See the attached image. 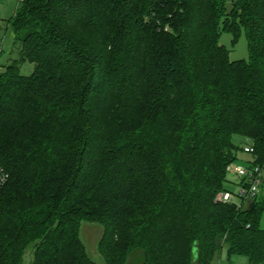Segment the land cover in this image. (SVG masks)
<instances>
[{
    "label": "trees",
    "instance_id": "trees-1",
    "mask_svg": "<svg viewBox=\"0 0 264 264\" xmlns=\"http://www.w3.org/2000/svg\"><path fill=\"white\" fill-rule=\"evenodd\" d=\"M10 22L0 264H99L84 222L106 264H213L224 247L264 264V189L216 199L245 145L264 167V0H23Z\"/></svg>",
    "mask_w": 264,
    "mask_h": 264
},
{
    "label": "rangeland",
    "instance_id": "rangeland-1",
    "mask_svg": "<svg viewBox=\"0 0 264 264\" xmlns=\"http://www.w3.org/2000/svg\"><path fill=\"white\" fill-rule=\"evenodd\" d=\"M21 1L23 0H3L0 3V71L4 70L5 66L14 62L15 59L20 58L22 44L19 40L15 39L10 19L14 15L16 8ZM232 39L233 35L230 32H222L220 42L230 50V58L232 60H247L249 58V48L248 40L245 33L243 32L241 34L235 44H233ZM33 70L34 64L29 61H25L21 65V73L23 75H30ZM236 139L237 141L240 140L242 145L246 143V140L244 138L238 137ZM238 156L239 158L237 160V163L246 164V161L250 155L240 149V151L238 152ZM236 180L237 178L232 177L231 175H227V190H236ZM262 228H264V216L262 219ZM103 229V226L92 222H84L80 229V238L85 244L86 251L89 257H91L94 261L99 264H106L104 257L99 252V243L103 235ZM235 259H238L240 264L248 263L246 257L240 256ZM225 261H228L226 247H224L222 251L215 255V258L213 259V264H222Z\"/></svg>",
    "mask_w": 264,
    "mask_h": 264
},
{
    "label": "built area",
    "instance_id": "built-area-1",
    "mask_svg": "<svg viewBox=\"0 0 264 264\" xmlns=\"http://www.w3.org/2000/svg\"><path fill=\"white\" fill-rule=\"evenodd\" d=\"M247 153H253L252 144L244 147ZM227 173L237 178V188L235 191L223 190L219 193L217 200L223 203H232L241 207L245 202L257 199L264 189V167L252 162L246 164L231 162L227 166ZM10 173L3 165L0 159V189L4 187L10 180ZM222 264H240L238 259L233 261H225Z\"/></svg>",
    "mask_w": 264,
    "mask_h": 264
},
{
    "label": "water",
    "instance_id": "water-1",
    "mask_svg": "<svg viewBox=\"0 0 264 264\" xmlns=\"http://www.w3.org/2000/svg\"><path fill=\"white\" fill-rule=\"evenodd\" d=\"M195 253H197V249L195 248Z\"/></svg>",
    "mask_w": 264,
    "mask_h": 264
}]
</instances>
